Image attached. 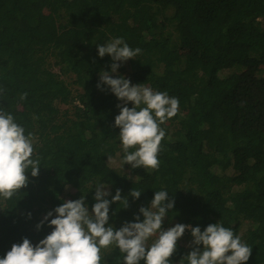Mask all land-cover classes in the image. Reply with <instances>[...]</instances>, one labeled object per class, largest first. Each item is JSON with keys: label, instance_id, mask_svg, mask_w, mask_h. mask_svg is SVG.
<instances>
[{"label": "trees", "instance_id": "obj_1", "mask_svg": "<svg viewBox=\"0 0 264 264\" xmlns=\"http://www.w3.org/2000/svg\"><path fill=\"white\" fill-rule=\"evenodd\" d=\"M117 37L141 53L111 73L97 45ZM101 71L179 99L161 125L158 170L111 165L124 156L113 126L122 102L97 89ZM0 110L33 135L40 159L18 195L0 197V258L50 234L48 221L36 225L64 201L84 195L91 213L103 183L106 199L127 197V208L109 206L115 229L142 222L139 208L164 190L174 206L162 230L220 223L252 246L245 264H264V0H0ZM191 240L186 230L170 264H187ZM101 255L123 264L115 246Z\"/></svg>", "mask_w": 264, "mask_h": 264}, {"label": "clouds", "instance_id": "obj_2", "mask_svg": "<svg viewBox=\"0 0 264 264\" xmlns=\"http://www.w3.org/2000/svg\"><path fill=\"white\" fill-rule=\"evenodd\" d=\"M140 53L141 49L130 48L122 37L97 45L99 57L107 54L111 58V73H116L123 62L135 59ZM99 77L97 89L103 91L101 85L107 86L122 102L117 104L120 111L113 125L120 129L122 166L158 170V153L165 137L161 125L178 113L179 99L141 83L133 85L120 75L113 78L109 71H101ZM129 102L131 108L126 106ZM33 141V135H25V129L15 122L12 114L0 110V197L4 200L18 195L27 186L29 169L32 177L39 173L40 159L32 158ZM107 187L103 183L95 187L91 213L84 195L77 200L64 201L49 211L36 228L39 230L48 221L53 228L50 234L35 246L27 238L13 244L4 258H0V264H101V250L111 246L124 254L123 264H140L141 260L144 264H170L177 241L186 230L192 236L189 245L192 250L182 258L187 264H245L251 255L252 246L220 223L209 224L203 231L199 226L185 224L162 230V223L174 206V200L168 199V192L164 190L155 191L150 205L139 208L142 222L137 215L134 217L137 222H125L117 230L108 223L109 206L122 202L123 208H127L128 201L127 197H121L120 190L111 200L106 199L110 195ZM141 193L132 189L129 195L135 200ZM53 211L56 216L49 221ZM154 236L156 239L149 246L147 242Z\"/></svg>", "mask_w": 264, "mask_h": 264}, {"label": "rangeland", "instance_id": "obj_3", "mask_svg": "<svg viewBox=\"0 0 264 264\" xmlns=\"http://www.w3.org/2000/svg\"><path fill=\"white\" fill-rule=\"evenodd\" d=\"M61 110H64V109H66V108H70V107H63L62 105L59 107ZM111 165L113 166V167H115V168H117V169H121L122 167V162H121V160L120 159H118V158H114V159H112V161H111ZM229 188V187H228ZM190 242L191 241H188L184 246H186V247H189V245H190Z\"/></svg>", "mask_w": 264, "mask_h": 264}]
</instances>
